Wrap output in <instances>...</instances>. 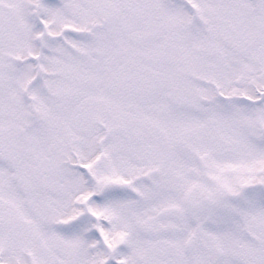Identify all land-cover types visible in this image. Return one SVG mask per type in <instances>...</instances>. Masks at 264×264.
I'll use <instances>...</instances> for the list:
<instances>
[{
	"label": "snow or ice",
	"instance_id": "6c2138e0",
	"mask_svg": "<svg viewBox=\"0 0 264 264\" xmlns=\"http://www.w3.org/2000/svg\"><path fill=\"white\" fill-rule=\"evenodd\" d=\"M0 264H264V0H0Z\"/></svg>",
	"mask_w": 264,
	"mask_h": 264
}]
</instances>
